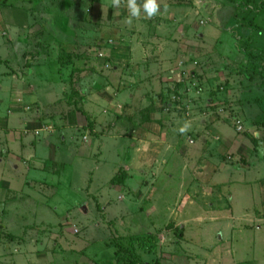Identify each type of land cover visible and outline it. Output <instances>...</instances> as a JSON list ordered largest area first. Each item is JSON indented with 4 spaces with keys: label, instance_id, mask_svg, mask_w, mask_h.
I'll use <instances>...</instances> for the list:
<instances>
[{
    "label": "rangeland",
    "instance_id": "374dc122",
    "mask_svg": "<svg viewBox=\"0 0 264 264\" xmlns=\"http://www.w3.org/2000/svg\"><path fill=\"white\" fill-rule=\"evenodd\" d=\"M260 1L0 0V264H264Z\"/></svg>",
    "mask_w": 264,
    "mask_h": 264
},
{
    "label": "trees",
    "instance_id": "16d2710c",
    "mask_svg": "<svg viewBox=\"0 0 264 264\" xmlns=\"http://www.w3.org/2000/svg\"><path fill=\"white\" fill-rule=\"evenodd\" d=\"M236 8H246L253 3L254 0H230ZM261 7L264 6V0L259 2ZM251 35L242 37L239 39L237 47L239 50L244 51L246 54H251L253 50L248 46L251 42ZM260 65L257 67V73L253 77L252 82L257 87H264V55L261 53ZM118 250L116 253H120V250L128 251V255L131 258L130 261H126L125 264H134V262L140 261L143 254H149L155 252V236L149 233H141L131 235L128 240V246H123L119 243ZM115 264V261L112 262Z\"/></svg>",
    "mask_w": 264,
    "mask_h": 264
},
{
    "label": "clouds",
    "instance_id": "9594fccd",
    "mask_svg": "<svg viewBox=\"0 0 264 264\" xmlns=\"http://www.w3.org/2000/svg\"><path fill=\"white\" fill-rule=\"evenodd\" d=\"M121 4V0H112L113 7H119ZM141 7L143 8V12L146 13L147 17L151 18L155 16L160 10V5L157 0H144L143 5L138 4L137 0H127V8L130 13V18L128 19V23H131V18H139L141 15ZM190 128V123L185 122L184 125L179 129L181 134L188 131Z\"/></svg>",
    "mask_w": 264,
    "mask_h": 264
},
{
    "label": "crops",
    "instance_id": "0c3cea01",
    "mask_svg": "<svg viewBox=\"0 0 264 264\" xmlns=\"http://www.w3.org/2000/svg\"><path fill=\"white\" fill-rule=\"evenodd\" d=\"M33 91V90H32ZM32 96L34 97V94H32ZM1 101V100H0ZM1 103V102H0ZM0 106H1V104H0ZM13 114V111H10L9 112V114L8 113H6L5 115H4V120L5 121H8V120H11V117L10 118H8L10 115H12ZM3 116V115H2ZM6 116V117H5ZM3 120V118L1 117V114H0V121H2ZM0 129H1V126H0ZM85 136V135H84ZM84 140H86V138L84 139ZM0 161H1V158H0Z\"/></svg>",
    "mask_w": 264,
    "mask_h": 264
},
{
    "label": "built area",
    "instance_id": "2783aa9c",
    "mask_svg": "<svg viewBox=\"0 0 264 264\" xmlns=\"http://www.w3.org/2000/svg\"><path fill=\"white\" fill-rule=\"evenodd\" d=\"M83 138H86V136H83Z\"/></svg>",
    "mask_w": 264,
    "mask_h": 264
}]
</instances>
